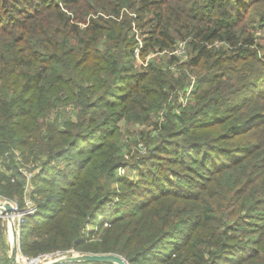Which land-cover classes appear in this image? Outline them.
I'll return each mask as SVG.
<instances>
[{"label": "trees", "instance_id": "obj_1", "mask_svg": "<svg viewBox=\"0 0 264 264\" xmlns=\"http://www.w3.org/2000/svg\"><path fill=\"white\" fill-rule=\"evenodd\" d=\"M122 11L149 26L143 60L177 42L188 59L135 71ZM150 120L125 159V126ZM17 154L39 161L30 180ZM0 159L1 197L23 207L31 183L25 257L264 264V0H0ZM3 237L0 221L12 264Z\"/></svg>", "mask_w": 264, "mask_h": 264}, {"label": "rangeland", "instance_id": "obj_2", "mask_svg": "<svg viewBox=\"0 0 264 264\" xmlns=\"http://www.w3.org/2000/svg\"><path fill=\"white\" fill-rule=\"evenodd\" d=\"M124 14L126 16H124ZM97 15H94V17H97ZM105 18H107L105 16ZM116 21H118L119 23H128L130 25L129 30L127 31V37L131 38V36H133L134 40L136 41V46H135V50H134V59H133V64L134 67L133 69L135 71L138 72H142L143 69L145 68V66L148 63L151 62H156V63H164V65H166V63L169 61V57L170 55H173L175 58L179 59L181 62H184L188 59V52L189 49H187L185 42H177V44L174 47V50L172 52H150L148 53L145 57L144 60L139 57V51L140 48L144 45V42L142 40H144V38L148 37V33H147V28H149L148 25H144L143 28H139L137 26V24L139 23V19L136 17V15L132 12H128L127 11H122L121 15L119 16V18L116 19ZM123 34L124 31L121 32L120 29V34ZM220 45V44H217ZM108 46H104L101 49H105ZM125 49V48H124ZM122 49V50H124ZM163 65V64H162ZM170 67L173 65H169ZM169 67V68H170ZM192 80H194V78L192 77ZM194 85V82L192 85H190L188 87L187 93L183 94V91H181L179 93V97H178V102L179 103H184L186 102L187 96L190 94L188 93L189 90H192ZM190 92V91H189ZM173 97V95H172ZM190 97V96H189ZM168 100V99H167ZM183 106V105H182ZM63 108L65 109L64 111L67 113V117L68 118H72L73 117V113L71 112V106L70 105H65L63 106ZM175 113H178L179 110L178 108L175 109L174 111ZM162 120V118H160ZM158 118L156 117L155 121H157ZM151 122H154V120H150L149 123H145V124H128L125 126V131H124V137L122 140V145H121V154L124 156L125 159H131L132 156H143L147 153L148 151V145L150 140L153 138L152 136H150V133L152 132V125H149ZM155 131L152 132V135H154ZM149 135V136H148ZM142 136V137H141ZM128 138V139H127ZM17 160L18 162H21V157L18 156L17 154ZM2 163H1V159H0V168L2 169L3 167H1ZM38 165H39V161H30L28 163H25L23 160L21 162V167H20V172L27 176V180H30V178L32 176L35 175L36 171L38 170ZM32 169V170H31ZM123 169V173L119 174V175H126L129 178L132 179H136L138 177L136 171L130 169V170H125ZM7 174L10 175V171H7ZM19 180V177H17ZM31 183H29L28 187L26 188V192L23 195V207H20V205L18 204V201L14 198L9 199V201L16 203L18 208L20 210H25L28 206H33L34 205V201L31 199V197L29 196L31 186ZM26 194V195H25ZM3 199H8L5 197H1L0 195V202L2 203ZM9 218H11V223H13L14 227L13 229L17 232L16 229V225H17V217L13 214H7V216H3L0 218L1 221V230L3 233V238L4 241L6 242V247L9 251V254L11 255V257L16 256V258L18 259V262L20 264H24L23 260L25 259V256L23 257V255L20 252V246L18 247V251L16 253V255L14 254L12 256V252H13V247H14V243H13V231L10 229V225L11 223H9ZM77 255V254H74ZM67 256L61 257V258H65ZM59 258V259H61ZM55 258L53 259H46V260H42V258H39V263L38 264H45L47 262L53 261ZM58 259V258H56Z\"/></svg>", "mask_w": 264, "mask_h": 264}, {"label": "water", "instance_id": "obj_3", "mask_svg": "<svg viewBox=\"0 0 264 264\" xmlns=\"http://www.w3.org/2000/svg\"><path fill=\"white\" fill-rule=\"evenodd\" d=\"M0 206H3L4 209L6 210L7 214L11 213V206L9 203H1L0 202ZM11 218H9V223H11ZM14 225L13 223H11L10 225V229L13 231V243H14V247H13V252H12V256L18 251V247H19V240L18 237L16 235V231L13 229ZM12 260V264H20L18 262V259L16 258V256L11 257ZM102 262V263H109V264H128V262L121 256L116 255V254H82V255H73V256H68L65 258H61V259H54L53 261L47 262L45 264H63V263H67V262Z\"/></svg>", "mask_w": 264, "mask_h": 264}, {"label": "built area", "instance_id": "obj_4", "mask_svg": "<svg viewBox=\"0 0 264 264\" xmlns=\"http://www.w3.org/2000/svg\"><path fill=\"white\" fill-rule=\"evenodd\" d=\"M124 171L123 169L119 168L117 173L118 175L119 174H122ZM3 204L5 203H9L10 206H11V213H13L16 217H17V225H16V229H17V232H16V235L18 237V240H19V229L21 227V222L23 220V217L27 214H32L34 212V205L33 206H28L25 210H20L17 206L16 203H13L11 201H9L8 199H3L2 201ZM5 217L7 216V212L6 210L4 209L3 206H0V218L1 217ZM71 253L72 255L74 254H77L76 252H74L73 250H68L66 252H61V251H57V252H54V253H50V254H47L42 258V260H50V259H53V258H61V257H64V256H69L68 254ZM24 257V256H23ZM23 263L24 264H38L39 263V256L37 258H28V257H25V259L23 260Z\"/></svg>", "mask_w": 264, "mask_h": 264}]
</instances>
